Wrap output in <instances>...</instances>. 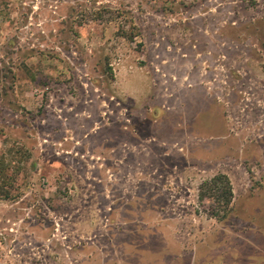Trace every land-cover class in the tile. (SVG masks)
<instances>
[{"label": "rangeland", "instance_id": "1", "mask_svg": "<svg viewBox=\"0 0 264 264\" xmlns=\"http://www.w3.org/2000/svg\"><path fill=\"white\" fill-rule=\"evenodd\" d=\"M0 264H264V0H0Z\"/></svg>", "mask_w": 264, "mask_h": 264}, {"label": "trees", "instance_id": "2", "mask_svg": "<svg viewBox=\"0 0 264 264\" xmlns=\"http://www.w3.org/2000/svg\"><path fill=\"white\" fill-rule=\"evenodd\" d=\"M210 184L214 187H216V189H218V184L222 185L221 188V198L223 199L224 202V206L228 209H226L225 213L223 216H217L218 219H222L225 218L227 213L230 211V206L232 204L233 201V190H232V186L231 183L229 181V179L227 178V176L223 175V174H219L217 176H215L214 178H212L210 180ZM214 200V199H212ZM219 200V198H218ZM215 203H217L216 201H214Z\"/></svg>", "mask_w": 264, "mask_h": 264}]
</instances>
